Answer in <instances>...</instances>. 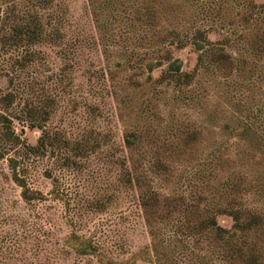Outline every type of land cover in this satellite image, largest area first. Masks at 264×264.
Listing matches in <instances>:
<instances>
[{"label": "rangeland", "instance_id": "obj_1", "mask_svg": "<svg viewBox=\"0 0 264 264\" xmlns=\"http://www.w3.org/2000/svg\"><path fill=\"white\" fill-rule=\"evenodd\" d=\"M262 4L264 0H0V114L12 119L23 145L36 147L41 131L20 118L28 103L46 96L55 100L47 130L99 145L87 155L69 152L64 171L53 151L29 154L23 146L4 151L0 264H226L213 238L191 234L186 218L216 216L220 226L231 229L232 219L217 210L235 203L264 206V190L257 188L250 167L237 160L245 144L234 130L239 119H264V60L229 79L200 75L186 88L147 85L139 65L146 56L170 48L185 70H192L197 61L193 48L169 43L190 39L197 29L209 31L214 42L228 36V51L239 58L254 9ZM37 15L49 38L29 46L14 30ZM28 51L37 59L23 70L20 60ZM164 70L152 74L154 81ZM60 73L64 80L55 85ZM10 92L16 94L11 105L3 101ZM130 132L136 135L132 148L125 144ZM13 158L43 201L23 200L10 171ZM126 171L143 181L144 190L160 195L156 226L145 222L140 189L125 184ZM238 174L245 181L237 196L232 187ZM73 233L91 238L103 259L61 253L70 250L67 240Z\"/></svg>", "mask_w": 264, "mask_h": 264}, {"label": "trees", "instance_id": "obj_2", "mask_svg": "<svg viewBox=\"0 0 264 264\" xmlns=\"http://www.w3.org/2000/svg\"><path fill=\"white\" fill-rule=\"evenodd\" d=\"M253 14V24L243 35L242 41L244 50L239 58L228 51L231 42L228 36L214 42L207 30L197 29L188 38L170 41V47L184 49L191 46L197 54L196 65L192 70H185V65L179 58H174L171 49L157 51L146 58L141 59L139 68L146 74L144 83L147 85H176L179 88H186L194 85L200 75L214 73L224 79H229L236 72H242L247 65L253 68L258 61L264 60V4L256 6ZM260 21L261 24H258ZM14 36L20 41H25L29 46L42 42L49 38L48 31L41 19L37 15L25 26H18L14 30ZM37 54L28 51L26 56L20 60L19 67L23 70L34 64ZM165 69L159 79L154 81L152 74L157 70ZM63 74H56L53 81L55 85H60L63 81ZM10 85H14V79H10ZM26 85H34L29 82ZM16 94L10 92L4 96L5 102L13 104ZM55 100L46 96H40L37 101H32L26 105L23 111L24 120L30 128L41 131L36 147L23 145L20 136L13 130L12 119L7 115L0 114V147L3 150L0 158L4 159V151L18 150L23 146L26 153L45 154L48 150L57 155V166L60 171H64L71 159L68 154L87 155L94 152L98 143L90 141H71L63 138L58 133H52L46 129L45 123L49 121L54 110ZM234 130L238 132L239 141L243 145L237 152V160L242 167H250L251 178L259 182L258 189L264 190V119L258 122L247 123L237 120ZM136 135L130 132L125 138L126 146L132 148L135 144ZM18 159H10V171L14 182L22 189V198L27 203L40 202L44 200V195L39 191H34L28 187L27 181L18 172ZM249 173V174H250ZM246 175H248L246 173ZM48 178L57 183L59 179L48 173ZM123 181L130 186L140 189V203L143 210L144 219L147 224L154 227L157 225L158 208L161 204L160 195L147 188L144 190V183L139 177H134L131 171H126ZM245 181L238 174L233 182L235 195L241 194L240 186ZM254 182V180L252 181ZM264 192V191H263ZM256 195L255 192H252ZM264 196V193H263ZM166 199V198H164ZM218 214L227 215L233 221L231 229H226L217 221L216 216L191 214L186 218V224L193 235H210L219 248L218 256L226 264H264V206L246 208L241 203H235L217 210ZM68 249L60 250L63 254L75 252L81 258L97 257L102 260L99 246L89 237L71 234L67 240ZM25 252V251H24ZM23 253V251H21ZM11 264V263H10ZM41 264V263H34ZM52 264V263H43ZM105 264H115L109 260Z\"/></svg>", "mask_w": 264, "mask_h": 264}]
</instances>
